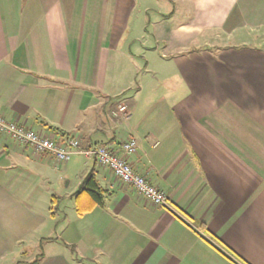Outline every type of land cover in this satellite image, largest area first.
I'll return each instance as SVG.
<instances>
[{
    "label": "crops",
    "instance_id": "crops-1",
    "mask_svg": "<svg viewBox=\"0 0 264 264\" xmlns=\"http://www.w3.org/2000/svg\"><path fill=\"white\" fill-rule=\"evenodd\" d=\"M0 116L82 148L135 139L169 199L0 133V264H264V0H0ZM91 171L102 204L80 215Z\"/></svg>",
    "mask_w": 264,
    "mask_h": 264
},
{
    "label": "built area",
    "instance_id": "built-area-1",
    "mask_svg": "<svg viewBox=\"0 0 264 264\" xmlns=\"http://www.w3.org/2000/svg\"><path fill=\"white\" fill-rule=\"evenodd\" d=\"M114 114L116 117L126 118L128 116L127 106L119 102ZM0 133L11 137L22 146L31 148L36 154L50 155L59 163L70 161L76 154L93 157L101 165L108 167L118 180L131 186L153 204L162 207L168 206L167 195L150 183L145 176L135 172L126 158L127 155L133 154L137 150L135 139L125 142L121 147L122 153L120 154L105 145L82 148L79 137H65L62 140L56 137H46L2 116H0Z\"/></svg>",
    "mask_w": 264,
    "mask_h": 264
},
{
    "label": "trees",
    "instance_id": "trees-1",
    "mask_svg": "<svg viewBox=\"0 0 264 264\" xmlns=\"http://www.w3.org/2000/svg\"><path fill=\"white\" fill-rule=\"evenodd\" d=\"M60 131L58 129H55ZM61 133V132H59ZM66 135V134H62ZM71 137V136H68ZM102 190L95 178L94 172H90L83 180L78 191L74 194L77 212L82 215L91 211L97 205L102 204ZM54 204V199H53ZM58 210V205L52 206V215L54 216ZM42 255H38L37 259L31 264H38ZM21 263V262H19Z\"/></svg>",
    "mask_w": 264,
    "mask_h": 264
},
{
    "label": "rangeland",
    "instance_id": "rangeland-1",
    "mask_svg": "<svg viewBox=\"0 0 264 264\" xmlns=\"http://www.w3.org/2000/svg\"><path fill=\"white\" fill-rule=\"evenodd\" d=\"M164 5L166 6V7H170V11H172V9H173V7L170 5V6H168V4H166V3H164ZM179 6H180V8H179V15L178 16H180V18H185L186 17V6H182L181 4H180V2H179ZM247 29H245L244 30V34H247ZM244 36V35H243ZM242 36V37H243ZM249 39V38H248ZM248 39H247V37L245 36V39L244 40H246V41H248ZM222 41H226V40H222ZM230 43H234V41H231ZM39 253H41V250L40 249H36V250H29L28 251V253L26 254V258L25 259H23V260H25V261H35L36 259H37V255L39 254Z\"/></svg>",
    "mask_w": 264,
    "mask_h": 264
}]
</instances>
